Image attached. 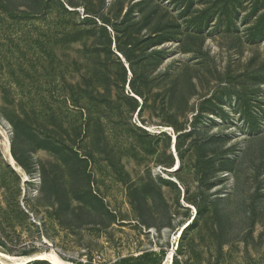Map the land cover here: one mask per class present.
Here are the masks:
<instances>
[{
	"label": "rangeland",
	"instance_id": "374dc122",
	"mask_svg": "<svg viewBox=\"0 0 264 264\" xmlns=\"http://www.w3.org/2000/svg\"><path fill=\"white\" fill-rule=\"evenodd\" d=\"M53 252L264 264V0H0V264Z\"/></svg>",
	"mask_w": 264,
	"mask_h": 264
},
{
	"label": "bare ground",
	"instance_id": "6f19581e",
	"mask_svg": "<svg viewBox=\"0 0 264 264\" xmlns=\"http://www.w3.org/2000/svg\"><path fill=\"white\" fill-rule=\"evenodd\" d=\"M11 164H13L14 165V160H13V158L11 157ZM42 255V254H41ZM45 255V254H44ZM48 255V257H47V259L51 262V263H53V264H70L69 262H66V261H64V260H62L61 258H59L54 252L53 253H51L50 255H49V253L47 254ZM6 258H10V256H8V255H4ZM43 258H45L44 256H43ZM29 261H31V260H29ZM28 261V262H29ZM15 262H18V261H15Z\"/></svg>",
	"mask_w": 264,
	"mask_h": 264
},
{
	"label": "trees",
	"instance_id": "16d2710c",
	"mask_svg": "<svg viewBox=\"0 0 264 264\" xmlns=\"http://www.w3.org/2000/svg\"><path fill=\"white\" fill-rule=\"evenodd\" d=\"M29 263H31V261H29V262H27V263H25V264H29Z\"/></svg>",
	"mask_w": 264,
	"mask_h": 264
}]
</instances>
